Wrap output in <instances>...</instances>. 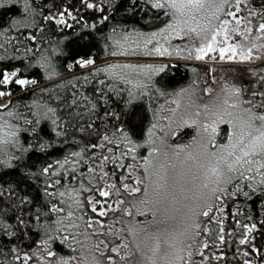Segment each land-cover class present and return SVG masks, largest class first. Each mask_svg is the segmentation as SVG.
<instances>
[{"label": "snow or ice", "instance_id": "obj_1", "mask_svg": "<svg viewBox=\"0 0 264 264\" xmlns=\"http://www.w3.org/2000/svg\"><path fill=\"white\" fill-rule=\"evenodd\" d=\"M3 3L4 0H0V5ZM81 6L99 13L98 23L101 28L109 19L113 20L108 26V31L100 33L98 37V40L104 41L102 57L127 55L129 48L142 52L144 56L172 55V50L165 46V42L173 36L183 37L194 33L202 39L198 46H190L187 51L189 56H194L198 61H215L218 51L221 61L245 62L258 58L264 64V43L259 42L264 41V0H252L246 17L238 15L243 10L241 0H143L142 3L140 0H81ZM29 10L33 17L40 15L42 20L54 22L56 26L67 25L65 16H72V11L67 5L64 11L58 9L56 15H43L34 0H24L23 11L28 13ZM120 10L125 13L130 11L132 17H135L137 12L142 13L140 20L147 30L135 22L131 27L117 23L114 14ZM27 18H10L11 23L5 30L7 27H15L20 20ZM128 18L125 15L124 19ZM92 27L95 29L96 25ZM43 28L44 25L40 24L35 31L40 32ZM231 33L239 34L245 41L249 40L248 34L255 35L251 37L250 43L245 45L239 41L229 42L232 40ZM129 37L134 39L130 40ZM221 37L222 40L219 39ZM27 39L43 42L42 35L38 37L32 32H27ZM109 41L111 43H108ZM153 44L155 46L151 47ZM255 49L259 51L254 52ZM27 51H31V47L27 48ZM53 51L58 49L54 48ZM180 51L177 47L175 54L179 55ZM38 63L45 69L46 78L59 75L52 66L51 58L42 56ZM75 64H79L81 68L93 65L91 73L95 74L93 81L97 86L94 91L99 94L97 102H92L87 94L81 97L85 102L81 107L89 112L87 123L82 124L83 117L74 111L77 107L75 92L72 93L71 100L67 97L61 98L55 91L50 94V99L54 97L55 101H59V108L68 106V111L63 113V120L57 114V108L47 102L40 105L32 100L30 108L25 105L30 113L27 116L9 109L7 103H0V109H4L9 118L23 121V125L5 122L3 114H0V177H3L5 172L15 173L17 177L15 180L11 177L0 179V253L5 257L2 264H131L130 258L134 252L141 251L139 241H135L132 248H129V244L123 239L119 244H109L104 240L93 242L95 237L89 229L96 234H103V225L110 210H122L130 215L133 208L137 212L141 208L146 212L150 211L153 217L160 212L164 221L174 218L177 214L180 217L182 228L178 231L156 229L150 233L146 231L145 224L139 229H126L130 234L145 232V242L151 243L152 255L148 257L151 264H193L197 250L201 253L199 264H213V260L226 261L224 251L211 252L207 239L203 242L197 240L201 236V217L209 218L210 213L214 211L222 212L223 209L218 205L226 199L243 200L245 204L251 205L250 213L258 210L261 217H264V91L259 93L260 99L257 100L255 91L248 93V99L244 98L243 94L248 92V86L243 83L224 80L219 90L204 88V92L216 91V95L209 103L202 105L203 113L199 109L196 112L197 117H204L201 127L198 128L203 135L200 136L195 152L184 144L172 146L173 159H169L165 152L164 158L172 165V172L169 174L165 165L152 156L153 153L159 154L161 151L158 147H152L154 129L158 125L150 124L146 135L140 140L143 133L138 130L137 123L142 120V114L137 113L134 122L119 119L124 111L130 112L140 107L133 102L142 100L150 85L164 94L161 87L153 83L152 78L156 73L164 72L167 65L114 62L96 66L95 57H81L74 63H69L68 68H73ZM248 71L253 76L256 75L255 70L249 68ZM127 73L137 75L131 78ZM101 74L104 79H98ZM109 78L123 81L126 85H131V88L127 89L128 99L123 102V110L109 112L105 107L104 117L101 118L96 112L99 102L102 101L107 106L113 103L105 89V81ZM260 79L264 82V76ZM93 81L88 80L87 74L84 75L85 84ZM13 82L23 91L28 89L29 85L36 84L37 80L35 77L20 76L19 69L2 67L0 98L11 97ZM78 84L77 79L73 87ZM107 89L115 93L118 100L121 99L124 90H118L112 83L107 84ZM184 91L181 88L177 95ZM174 102L179 106V100ZM89 103L91 109L87 107ZM93 116L101 123L107 120L112 131L109 132L108 124L101 131L100 126L92 119ZM112 117H117L115 123L112 122ZM156 118L154 114V119ZM163 119L171 120L170 117ZM42 121L50 123V133L55 139H46ZM185 122L197 124V120L191 118ZM219 124H227V131L223 134L226 139L223 143H218L216 139V134L220 132ZM22 135L25 138L23 142ZM90 139L97 142H87ZM195 139L193 137V140ZM69 143L72 150L66 151L60 159L51 163L43 162L39 167L28 162L32 151L46 152L54 144ZM109 144L115 147L107 148L108 154H105L104 149ZM141 144L149 145V155L143 157L140 165L144 179L136 174L134 165L126 159L131 155L133 160H139L136 149ZM121 145L128 151H120ZM8 146L18 154L10 155ZM97 148L101 149L99 153ZM109 160L114 167H123L126 164V170L131 175L120 176L118 182L108 180L110 173L105 170V165ZM111 175L117 174L113 172ZM129 179L133 180V183L125 182ZM102 180L103 187L100 186ZM30 182H34L31 191L28 187ZM113 192L119 198L112 202L102 201L95 195L98 193L99 197L110 200ZM125 195L131 199L130 203L125 200ZM125 203H128V207L121 208ZM240 210L242 209H234ZM217 219L216 216H211V220ZM247 219L252 221L255 216L249 215ZM234 222L244 231V235L239 238V245L242 247L238 249L242 264H264V243H258L254 235L249 240V235L258 229V223H242L238 219ZM218 223L219 232L222 234L218 235L217 242L222 246L225 243L224 221L219 219ZM261 223H264V220ZM209 230L208 227L203 228L204 232ZM227 231L232 232L233 229L229 228ZM107 232L115 235L112 228H108ZM36 235L39 238L33 240ZM21 236L24 240H20ZM260 236L264 239V230L260 231ZM13 240L19 243H13ZM24 241L30 242L31 246L27 249L22 247ZM57 241L68 249V254L56 250ZM101 245L104 249H109L110 254L101 251ZM162 245L166 246V251L163 255H158ZM194 245H198V249L194 248ZM205 252L209 254L205 255ZM236 264H241V260L236 261Z\"/></svg>", "mask_w": 264, "mask_h": 264}, {"label": "trees", "instance_id": "obj_2", "mask_svg": "<svg viewBox=\"0 0 264 264\" xmlns=\"http://www.w3.org/2000/svg\"><path fill=\"white\" fill-rule=\"evenodd\" d=\"M100 2V0H97ZM142 3L143 0H140ZM35 5L38 10L43 13V15H48L51 13L52 15H56L57 10L60 11L65 10V5L69 7V10L72 11V16H65V20L67 25L61 24L60 26H56L54 22L44 21L41 19L40 15H36L33 17L28 13L23 11L24 0H4V3L0 5V68L8 67L9 69L16 68L19 69L20 76H28L35 77L37 83L34 85H29L28 89L21 91V89L16 86L13 82L12 84V95L11 97L5 96L0 98V102L6 100L8 104V108L19 112L21 115H29L30 113L26 110L25 105L29 108L31 107V101L35 100L38 104L43 105L45 102L49 103L52 107L57 108V114L61 116L63 120V113L68 111V106L66 105L63 109L59 108V101H55L54 97L50 99V94L55 91V94L59 95L61 98L67 97L69 100L72 99V93H76L77 97V107L75 108V112H79L80 116L83 117L81 121L82 124H85L89 121V112L84 111L81 107L84 105L83 99L81 97L85 94L89 95L92 102H97L99 94L95 93L94 89L97 86L93 81V77L95 74L91 73V69L93 65H87L83 68L79 66V64H75L73 68H68L69 63H74L78 60V58H89L95 57L96 66H100L102 63H153V64H166L164 72L156 73L153 76V83L157 87H161L163 91V95L160 91H156V88H153L151 85L149 86L148 92L144 93L142 100L134 101L133 103L139 105L135 110L124 111L122 115H120L119 119L124 122H134L136 119V114H142V120L137 123V128L143 134L140 136V140L144 138L146 135L147 128L150 124L156 123L157 125L161 124L162 121L167 122V119H163V117H170V109L175 104L174 101L178 100L177 98L186 95L188 91H192L189 89H196L197 93H203L204 88L206 87H214L215 89H220L224 83V80H228L230 83H243L248 86V92H245L244 98L248 99V93L251 91L257 92L256 99L259 100V93L264 91V82H261V77L264 76V64L259 62H254L250 64H239V63H215L209 64L206 62L198 63L191 61H180L176 60L173 63L169 61L162 60H153L164 58L161 56H144L142 52L129 48L127 55H120L117 57H112L111 55H107L102 57L101 50L103 48L104 41L98 40L100 33H106L108 31V26L113 23L112 19H109L106 25L101 28L98 23L99 13L92 10L87 9L81 6V0H34ZM242 3V11L238 14H241L242 17L247 16L248 9L252 6V0H241ZM117 17L116 22L126 24L129 27L133 24V22L137 23L139 27L145 28L143 21L140 20L142 13L137 12L135 17H132L131 12L125 13L123 10L118 11L114 14ZM125 15L129 18L124 19ZM22 16H27V20H20V23L15 27H5L11 23L10 18L15 17L20 19ZM34 22V23H33ZM166 22V21H164ZM23 25H33L32 27H22ZM40 24L44 25V28L41 29L40 32H36L35 28ZM96 25L94 29L92 26ZM70 26V27H69ZM158 26V25H157ZM96 29H99L97 31ZM27 32H32L34 35L43 36V42L40 40L35 42L27 39ZM130 40L134 39V37H129ZM108 43H111L110 41ZM39 44V47L35 45ZM31 47V51H27L26 49ZM151 47H154L153 45ZM58 49V51H53V49ZM138 51V52H137ZM135 52V55H131V53ZM42 56H46L51 58L52 66L56 68L59 72L58 76L46 78L45 69L38 63ZM137 57L141 59H149L142 60L137 59ZM129 58H135L129 60ZM251 68L255 70L256 75L253 76L248 69ZM51 68L49 69V71ZM87 74L88 80L93 81L91 83H84V75ZM131 78L136 77V73H127ZM215 77V79H213ZM79 80V84L73 87L76 80ZM98 79H104V75L101 74ZM63 81V83H61ZM112 83L115 84L118 90H124L121 94V99H117L115 93L111 92L107 89V84ZM131 88V85H126L123 81H116L111 78L105 81V89L108 92L109 98L112 100L111 106L105 105L104 102H99L98 108L96 110L97 115L101 118L104 117L103 109L107 107V111H117L120 112L123 110V102L128 99L127 89ZM183 88L187 90V92L180 93L177 95L179 90ZM193 92V91H192ZM34 93V95H33ZM11 103H8V101ZM173 100V101H172ZM172 104V105H171ZM19 105V107H17ZM171 105V107H170ZM89 109H91V104L87 105ZM41 110H43L41 108ZM0 114H3V121L11 122L13 124L20 123L23 125V121L17 120L14 118H9L5 114L4 109H0ZM154 114L156 115V119H154ZM79 119V117H77ZM93 120L100 126L101 131H103L104 126L108 124L107 120H104L103 123L99 119H96V116L92 117ZM117 117H112V122L115 123ZM44 134L47 138L55 139L54 136L50 133V123L48 121L41 122ZM225 125H222V127ZM119 127V125H117ZM157 129H154V133H157ZM109 132L112 131V127L108 124ZM192 130L191 126H184L178 130L174 139L178 141H182L184 143L186 139L191 137L190 131ZM22 142L24 141V136H21ZM71 138L69 137V140ZM87 142L96 143L97 141L94 139H90ZM10 151V155H17L18 153L11 149V146H8ZM115 147L113 144L107 145L104 149L105 154L107 153V148ZM148 147L149 145L141 144L140 147H137L136 153L139 160H133L132 156L129 155L126 159L128 163H132L135 167L136 174H143V168L140 165L143 162V157L148 156ZM152 147H154L152 145ZM120 151H128L124 146H119ZM72 145L69 143L67 145H53L52 148L48 149L46 152H40L38 150L32 151L28 162L31 165H35L39 167L43 162L51 163L53 160L60 159L63 157L66 151H71ZM79 150V149H76ZM96 151L99 153L101 149L97 148ZM127 165L124 164L123 167H114L111 160L105 165V170L109 171L108 180L119 181V177L122 175L130 176L131 174L127 172ZM35 170V169H33ZM115 172L117 175L113 176L111 173ZM11 177L12 180H15V173H7L5 172L3 177L0 179H9ZM125 182L131 183L132 180H126ZM34 182H30L28 187L29 191H31L32 185ZM101 187L104 186V181H101ZM24 187V185H21ZM111 191V190H110ZM123 191V190H122ZM98 199L102 201L107 200L108 202H112L119 197L113 192L111 195V199L99 197L98 193H95ZM142 196V193H141ZM125 200L128 203L131 202V199L125 195ZM128 203H125L121 206L128 207ZM258 204V201H257ZM218 207L222 208L223 211L220 213L212 212L210 213L209 218L201 217L202 228L201 236L197 238L199 242H203L204 240H208L210 244V251H224L226 253V261L216 262L213 260V264H236V261L241 260V254L238 252V249L242 246L239 245V238L244 235V231L241 227L235 224V220H240L242 223H250L256 222L258 223V229L249 235V240L255 236L258 243H264V239H261L260 231L264 230V223H261L264 220V217H261L259 211L257 210L254 213L249 212V208L251 205L245 204L243 200L237 201L235 199L225 200L222 204L218 205ZM234 209H242L240 211H234ZM134 214L135 219L140 220L138 217L141 215V212H137L136 209H131ZM131 212V213H132ZM124 212L122 210H117L115 212L109 211L107 218L101 217V219H105V224L103 225L105 232L102 234L108 240L109 237L111 240L107 243L116 244V239L119 236H115L109 234L107 232L108 228L117 229V223L119 222V216L123 215ZM98 215V214H97ZM249 215L255 216V219L250 221L247 219ZM211 216H216L217 220H211ZM222 219L224 221L225 228V243L221 246L217 242L218 235L222 233L219 232L220 225L218 220ZM99 227V225H97ZM208 227L210 230L208 232H204L203 228ZM233 229L232 232H228V229ZM114 233V232H113ZM116 234V233H115ZM125 235V233H124ZM126 236V235H125ZM127 237V236H126ZM39 238L38 235L34 236V239ZM102 239V238H101ZM20 240H24L21 236ZM104 240V239H102ZM105 241V240H104ZM13 243H19V241L13 240ZM25 249L30 247L31 244L28 241H24V244L21 245ZM194 248L198 249V245H194ZM130 248V246H129ZM56 250L58 252H62L64 254H68V249H66L59 241L56 243ZM110 254V252H109ZM205 255L209 254L208 252L204 253ZM264 254V253H262ZM201 257V253L197 250L196 255L193 257V264H199ZM10 259V256L8 257ZM5 259L3 253H0V264H2Z\"/></svg>", "mask_w": 264, "mask_h": 264}, {"label": "rangeland", "instance_id": "obj_3", "mask_svg": "<svg viewBox=\"0 0 264 264\" xmlns=\"http://www.w3.org/2000/svg\"><path fill=\"white\" fill-rule=\"evenodd\" d=\"M238 15L242 17L241 14ZM233 23L235 22L233 21ZM241 27H243V25ZM185 32L187 33V29H185ZM231 35H232V40L229 42L234 43L236 41H239L242 44L248 45L251 41V37L255 35V33L248 34L249 35L248 41H245L244 38L237 33H231ZM201 39L202 37H197L194 33L186 34L183 37L173 36L172 38H170L165 42V46L172 50V55H165L164 58L153 59V60L169 61L170 63H173V61L176 60H180V61H191L198 63L206 62L209 64H215V63L250 64L260 61L258 58L245 62H240L238 60L221 61L219 58L218 51L215 56V61H212L210 59L198 61L194 59V56H189L187 50L190 46H198ZM219 39L222 40L223 38L221 37ZM259 42L264 43V41H259ZM153 46H155V44H153ZM177 47L181 50L179 55L175 54V50L177 49ZM255 51H259V49H255L254 52ZM131 59H135V58H129V60ZM137 59L139 60L141 58L137 57ZM142 60H149V59L148 58L141 59V61ZM212 88L215 89L214 87ZM189 90H192L193 92L192 91L187 92V90H185L184 92L185 93L187 92L186 95H182L177 98L179 100V106H177L175 102H174L175 104L172 107H171L172 104L170 105L171 120L169 121L167 119V122L162 121V123L158 125L157 133L155 132L153 136V141H154L153 146L160 148L161 151L159 154L153 153L152 156L155 157L156 161L163 163L165 165L169 174H171L172 172V165L169 164L168 161L164 158L165 152H167L169 159H173L172 152L174 151V149L172 146L177 144L188 145L189 150H192L193 152L196 151V146L200 141V136L203 135V133L198 131V128L201 127V122L204 119L203 115H201L200 117L196 116L197 109H199V111L203 113L204 109L202 105L209 103L212 100V98L216 95V91H213L211 93L203 92L201 94V93H197L195 88ZM0 103H6V100L1 101ZM172 109H175V111L173 112ZM190 118L196 119L197 124L185 122ZM222 125L225 126L222 127ZM184 126L192 127V130L190 131L191 137L189 139H186L184 143H181L182 141H178L174 139V137L178 132V130ZM218 128L220 129V132L216 134V139L218 143H223L224 140L226 139V135L223 134L226 133L227 131V124H219ZM193 137H195L196 139L193 140ZM181 158H183V154ZM137 175H139L141 179H144V175L139 173H137ZM131 183H133V180ZM149 207H151V205H149ZM140 212L141 215L138 217L140 219L139 221L133 220L135 219L133 212L130 215L124 213L123 215L119 216L120 223H117L118 228L113 229V232L116 233L115 234L116 237L119 236V238L116 239L117 241L116 244H119L121 239H123L126 243H128L130 248L133 247L135 241H139L141 243V251L134 252L133 257L130 258L131 264H151V261L148 259V257L152 255L151 243L150 241L147 243L145 242V232L137 231L134 234H130L129 232H127L126 229L128 227H134L136 229H139L142 224H145L147 225L146 231L150 233L155 232L156 229H161L162 231H173V230L178 231L180 228H182V224L180 223V217L178 214L174 218L164 221V218L160 212H158L155 217H153L150 211L146 212L144 211L143 208L140 209ZM81 231H83V227L81 228ZM89 232L92 233L95 237L93 242L104 239L105 242L107 243L111 240L110 237L107 240L104 235L102 236V234L94 233L92 229H89ZM124 233L127 237L124 235ZM187 243L188 242L186 241L185 244ZM101 251L108 253L110 252L109 249H104L103 245H101ZM164 251H166V246L162 245L161 252L158 255H163Z\"/></svg>", "mask_w": 264, "mask_h": 264}]
</instances>
